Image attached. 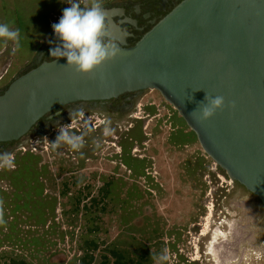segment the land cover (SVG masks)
<instances>
[{
    "label": "rangeland",
    "instance_id": "374dc122",
    "mask_svg": "<svg viewBox=\"0 0 264 264\" xmlns=\"http://www.w3.org/2000/svg\"><path fill=\"white\" fill-rule=\"evenodd\" d=\"M68 6L67 0H0V22L20 30L21 45L13 53L12 42H0L2 86L31 67L44 42H54L50 24ZM132 102L135 109L123 114L80 107L86 119L72 128L85 135L79 151L49 145L70 118L12 144L14 165L0 169V264H81L89 257L90 264H157L161 255L159 264H187L208 209L211 226L247 214L254 246L264 245V207L242 187L227 185L176 111L154 90ZM102 118L110 135L103 134ZM32 146V153L18 151ZM145 169L151 174L144 176ZM243 200L249 204H229ZM205 244L198 241L201 252ZM200 257L189 264H213Z\"/></svg>",
    "mask_w": 264,
    "mask_h": 264
},
{
    "label": "water",
    "instance_id": "95a60500",
    "mask_svg": "<svg viewBox=\"0 0 264 264\" xmlns=\"http://www.w3.org/2000/svg\"><path fill=\"white\" fill-rule=\"evenodd\" d=\"M112 15L121 47L113 60L78 74L65 58L38 55L7 84L0 144L18 141L64 105L154 90L215 166L264 206V0H179L132 45ZM206 93L222 96L224 105L197 122L189 113Z\"/></svg>",
    "mask_w": 264,
    "mask_h": 264
},
{
    "label": "flooded vegetation",
    "instance_id": "af4514ba",
    "mask_svg": "<svg viewBox=\"0 0 264 264\" xmlns=\"http://www.w3.org/2000/svg\"><path fill=\"white\" fill-rule=\"evenodd\" d=\"M178 1L179 0H140L139 2H134L133 0H123L116 3L105 4L104 7L108 11L109 15L110 13L113 14L110 16L113 23L117 24L119 28L125 33L131 35V37L126 38L125 41L128 45H132L145 31L151 27L154 22H156L167 11H169ZM129 21H132L133 23H130ZM118 22L120 23L118 24ZM51 37L54 38V42L48 43V40L44 42V48L36 53L34 60L31 63V67L33 66V63L35 62V59L38 55H41V60H50L51 58H54L49 56V50L50 48L55 47L59 42L56 40L53 30ZM50 39L51 38H49V40ZM5 87L6 86H2V84H0V94L5 89ZM139 93L141 92L127 93L119 96L116 99L102 102H80L64 105L44 115L36 123V125L32 127L28 134L32 133L35 136L41 137L39 135L44 132H52L54 130L53 126H56L60 122L70 118L69 111L72 108L91 106L93 108H108L116 114H123L135 109V105L132 101L137 98ZM128 118L135 119L134 113H129ZM98 121L100 123L99 125L102 126L104 119L102 118L101 121ZM56 128L57 127H55V130ZM49 130L51 131L49 132ZM14 143L15 142L0 144V152H8ZM149 174L151 173L147 172L145 169L144 176ZM150 177L153 178V176ZM218 180L221 181L220 178H218ZM231 184L238 185L237 183L230 180L227 181V185L230 186ZM238 186L241 187L240 185ZM226 193H228V190ZM247 193L250 194L249 192ZM250 195L253 196L252 194ZM229 204L232 205L231 207H244L249 204V201L243 200L242 202H230ZM210 205L212 207V204ZM243 210L245 211V209ZM232 216L236 217L235 214H232ZM211 218V209H208L206 215L204 218H202V221H207L206 225H196V227H199V231L198 238L192 247L194 256L193 258H190L187 256V254L185 255V257L188 258L186 260L187 264L198 262L199 258H201L200 253L206 256V261H210L213 264H256L255 261L251 263L249 262V254L251 257H253V260H261L262 262L264 261V245H262L263 243H258L257 246H254L255 240L252 238V233L249 231V225L252 222L250 220V216L248 217L247 214H243L241 217H239V219H233L231 222L222 219L213 226H211ZM220 225L226 226L224 231L219 228ZM200 239H204L206 243L202 252L198 247V241H200ZM187 243H189V241H187ZM181 256H183V253Z\"/></svg>",
    "mask_w": 264,
    "mask_h": 264
},
{
    "label": "clouds",
    "instance_id": "9594fccd",
    "mask_svg": "<svg viewBox=\"0 0 264 264\" xmlns=\"http://www.w3.org/2000/svg\"><path fill=\"white\" fill-rule=\"evenodd\" d=\"M67 4L69 6L63 9L59 21L51 25L59 43L50 48L49 56L55 59L65 58L66 67L78 74H88L105 62L113 60L121 52L120 43L112 34L109 13L104 7L103 0H67ZM0 42L4 45L12 42L14 45L12 52L19 51L20 30L11 27L9 23L0 22ZM223 105L222 96L210 97L206 93L204 101L189 113V116L197 122L206 121ZM69 117L71 123L60 126L55 140L49 142L53 150L66 145L73 151H79L85 145V135L72 130L74 122L86 119L83 108H72ZM104 123L103 134L110 135L111 128L108 126L110 122ZM13 165L14 158L11 153L0 152V169ZM155 259L159 264L164 256Z\"/></svg>",
    "mask_w": 264,
    "mask_h": 264
},
{
    "label": "built area",
    "instance_id": "2783aa9c",
    "mask_svg": "<svg viewBox=\"0 0 264 264\" xmlns=\"http://www.w3.org/2000/svg\"><path fill=\"white\" fill-rule=\"evenodd\" d=\"M58 21H59V19L56 20V23H57ZM52 24H54V22H51L50 27H51ZM51 28H52V27H51ZM68 123H71V121H69ZM68 123H67V124H68ZM72 128H74V123H73V125H72ZM40 147H42L43 150H46V148H45L43 145H40ZM18 151H21V152L28 151L29 153H32L33 151H35V148H34L33 146L30 147L29 149H28V148L25 149L24 147H20V148L18 149Z\"/></svg>",
    "mask_w": 264,
    "mask_h": 264
},
{
    "label": "trees",
    "instance_id": "16d2710c",
    "mask_svg": "<svg viewBox=\"0 0 264 264\" xmlns=\"http://www.w3.org/2000/svg\"><path fill=\"white\" fill-rule=\"evenodd\" d=\"M26 167V166H25ZM90 260H91V257H89V262H83V259L81 260L82 261V263L81 264H90ZM12 264H19V263H12ZM99 264H106V260L105 261H103L102 263H99ZM112 264H121V263H119V262H115V263H112Z\"/></svg>",
    "mask_w": 264,
    "mask_h": 264
}]
</instances>
